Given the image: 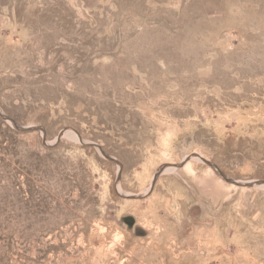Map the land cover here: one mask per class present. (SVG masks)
Instances as JSON below:
<instances>
[{
    "label": "rangeland",
    "instance_id": "374dc122",
    "mask_svg": "<svg viewBox=\"0 0 264 264\" xmlns=\"http://www.w3.org/2000/svg\"><path fill=\"white\" fill-rule=\"evenodd\" d=\"M0 264H264V0H0Z\"/></svg>",
    "mask_w": 264,
    "mask_h": 264
},
{
    "label": "water",
    "instance_id": "95a60500",
    "mask_svg": "<svg viewBox=\"0 0 264 264\" xmlns=\"http://www.w3.org/2000/svg\"><path fill=\"white\" fill-rule=\"evenodd\" d=\"M16 127L17 128H19V129H21L22 127H20V126H18V125H16ZM59 136L60 135H58L57 137H56V139H58L59 138ZM204 162H206L207 164H209L210 166H212V167H214L215 169H217V167L214 165V164H212L211 162H209L208 160H206V159H202ZM221 174V173H220ZM222 175V174H221ZM223 176V175H222ZM155 177H156V174L153 176V178H152V182H151V188L153 187V185H154V180H155ZM223 178L224 179H226V180H228V181H230V182H233V183H236V181L235 180H232V179H227L226 177H224L223 176Z\"/></svg>",
    "mask_w": 264,
    "mask_h": 264
}]
</instances>
